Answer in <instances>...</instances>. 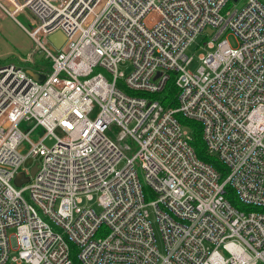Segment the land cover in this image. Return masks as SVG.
<instances>
[{
    "label": "built area",
    "instance_id": "1",
    "mask_svg": "<svg viewBox=\"0 0 264 264\" xmlns=\"http://www.w3.org/2000/svg\"><path fill=\"white\" fill-rule=\"evenodd\" d=\"M233 1L0 0V18L27 14L31 28L18 23L51 62L42 82L0 66V264H264V2ZM171 74L177 106L136 94ZM177 114L201 124L225 179Z\"/></svg>",
    "mask_w": 264,
    "mask_h": 264
},
{
    "label": "rangeland",
    "instance_id": "2",
    "mask_svg": "<svg viewBox=\"0 0 264 264\" xmlns=\"http://www.w3.org/2000/svg\"><path fill=\"white\" fill-rule=\"evenodd\" d=\"M247 0H238V1H233L232 4L230 5L231 9H241L242 7L245 6ZM264 2V0H260ZM18 21H20L25 27L31 28V23L29 20V17L27 16L26 13H21L19 17L17 18ZM18 21H14L12 19H4L0 20V66L6 65V64H20L19 62L23 61L26 62L25 59L27 60H35L36 52H37V47L33 40L30 38V36L26 33V31L23 29V27L18 23ZM231 42L232 45L236 44V40L232 34H229L227 36ZM211 36H208L206 34H201L197 37L195 42L187 49L186 53L193 57L194 62L192 65L189 67V70L194 71L199 65V56L201 53H205V42L210 40ZM29 53L28 58H26V54ZM46 64V61L43 60ZM27 63V62H26ZM29 66V65H25ZM120 72H123L126 76H128L133 67L132 64L129 61H126L124 63H121L118 67ZM32 127L31 123H28L27 121L23 120L19 124V128L23 131H28ZM37 133L35 134L34 138L37 139ZM46 143L50 146L54 142L47 140ZM131 148L133 149L132 153H134L137 149V146L135 143L130 142ZM130 153V155L132 154ZM32 162L36 163L35 160ZM124 163V162H123ZM123 163L120 165L122 166ZM137 170L139 172V177L144 185L143 181V174L141 172V169L137 167ZM25 196H28L26 193ZM151 197H149L150 199ZM93 201L87 200L85 198L84 204L89 203L91 204ZM98 210V209H97ZM150 220L152 222V226L154 228V233L156 235V240H157V245L161 253H164V247H163V242L162 238L160 235L158 223L156 220V217L153 213V209L150 207Z\"/></svg>",
    "mask_w": 264,
    "mask_h": 264
},
{
    "label": "trees",
    "instance_id": "3",
    "mask_svg": "<svg viewBox=\"0 0 264 264\" xmlns=\"http://www.w3.org/2000/svg\"><path fill=\"white\" fill-rule=\"evenodd\" d=\"M45 70L47 72L51 71L50 61L46 62ZM136 94L147 95L154 99H157L160 101V103L163 106L168 107V108L177 106L178 88L175 84V77L173 74L170 75V78L165 88L161 92L153 94V95L146 94V93H136ZM176 118L181 123V125L188 128L190 135H191V145L194 148V151L197 157L200 160L212 165L218 172L221 173V179L222 180L225 179L227 177V174L225 172V167L218 160L216 156L210 154L207 150L206 143L203 139V132H202L201 124L195 120L184 118L180 114H177ZM226 197L235 207L241 208L235 192L230 187H226ZM259 210L264 212V208L259 209ZM74 262L75 264H77V259H75V257H74Z\"/></svg>",
    "mask_w": 264,
    "mask_h": 264
},
{
    "label": "water",
    "instance_id": "4",
    "mask_svg": "<svg viewBox=\"0 0 264 264\" xmlns=\"http://www.w3.org/2000/svg\"><path fill=\"white\" fill-rule=\"evenodd\" d=\"M208 33H211L212 30L208 29L207 30ZM50 40L54 43V45L57 48H60L62 46V44L64 43L65 40V36L63 35V33L61 32H57L54 33L53 35L50 36ZM29 73L38 81L42 82L45 79V75L44 74H40V73H36L33 72L31 70H29ZM37 169V166H33L32 170H31V175L33 176L35 174V171ZM29 180V177L26 176L24 173H20L16 179H15V183L17 186H21L24 182H27Z\"/></svg>",
    "mask_w": 264,
    "mask_h": 264
},
{
    "label": "crops",
    "instance_id": "5",
    "mask_svg": "<svg viewBox=\"0 0 264 264\" xmlns=\"http://www.w3.org/2000/svg\"><path fill=\"white\" fill-rule=\"evenodd\" d=\"M5 19H7V18H5ZM9 19H11V18H9ZM0 20H4V19L0 18ZM26 56H27L26 58H28L29 53L26 54ZM36 56L37 57L35 58V60L25 59L27 63L21 61V62H19L20 64H18V65L24 67L28 71L31 70L33 72L40 73V74L49 73L45 70L46 64L43 60H45L46 62H49V61L47 59L43 58L42 56H40L39 54H36ZM25 65H29V66H25Z\"/></svg>",
    "mask_w": 264,
    "mask_h": 264
}]
</instances>
